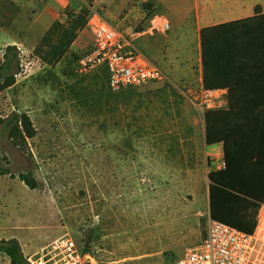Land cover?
Segmentation results:
<instances>
[{
  "label": "rangeland",
  "instance_id": "obj_1",
  "mask_svg": "<svg viewBox=\"0 0 264 264\" xmlns=\"http://www.w3.org/2000/svg\"><path fill=\"white\" fill-rule=\"evenodd\" d=\"M83 8L84 0H0V65L7 46L16 55L0 119L25 113L35 130L21 150L0 124V166L10 172L0 176V238L15 237L24 258L68 234L95 264L173 262L204 236L207 174L221 163L207 154L198 82L112 93L105 68L73 73L91 45L46 64L34 50L41 37L55 22L68 27V15ZM92 12L128 38L152 13L162 15L196 58L194 0H94L76 38L85 29L93 39ZM156 40L143 35L134 44L150 57ZM27 172L34 190L18 180ZM0 264H9L1 253Z\"/></svg>",
  "mask_w": 264,
  "mask_h": 264
},
{
  "label": "trees",
  "instance_id": "obj_2",
  "mask_svg": "<svg viewBox=\"0 0 264 264\" xmlns=\"http://www.w3.org/2000/svg\"><path fill=\"white\" fill-rule=\"evenodd\" d=\"M94 0L69 16L68 27L53 23L34 49L46 63L54 64L69 50L76 32L84 28ZM201 84L204 89L226 90V105L204 113V142L222 145L223 167L207 174L208 215L244 233H251L260 205L264 202V13L258 6L253 15L199 31ZM7 46L0 65V90L15 83L12 72L16 55ZM7 137L23 150L34 127L25 113L0 119ZM0 166V176L9 175ZM18 180L29 190L36 188L31 173ZM0 253L9 264H28L16 239H0Z\"/></svg>",
  "mask_w": 264,
  "mask_h": 264
},
{
  "label": "built area",
  "instance_id": "obj_3",
  "mask_svg": "<svg viewBox=\"0 0 264 264\" xmlns=\"http://www.w3.org/2000/svg\"><path fill=\"white\" fill-rule=\"evenodd\" d=\"M87 28L92 34L93 45L77 58L74 74L84 75L105 68L107 88L112 93L164 80L162 71L134 49L132 38L117 33L98 12L91 13ZM167 29L168 23L159 19L152 31ZM200 94L194 106L202 117L205 111L222 109L226 105L225 89L200 87ZM25 260L28 264H95L89 253L79 251L68 234L55 238ZM155 264H264V202L257 211L251 233L236 230L207 214L204 236L195 246L178 260Z\"/></svg>",
  "mask_w": 264,
  "mask_h": 264
},
{
  "label": "crops",
  "instance_id": "obj_4",
  "mask_svg": "<svg viewBox=\"0 0 264 264\" xmlns=\"http://www.w3.org/2000/svg\"><path fill=\"white\" fill-rule=\"evenodd\" d=\"M156 1L158 4L162 2V0ZM255 6H258L261 12L264 13V0H194L195 15L192 24V31L196 40L195 60L190 58V50L186 48L185 45H182L185 39L173 40L171 35L168 34V31L170 30L169 21L162 15L155 13H152L146 19V25L143 26L142 31L136 33L131 39L132 46L146 59L158 64L156 66L162 71L165 81L190 83L196 80L198 82V87L200 88L202 87L199 46L200 29L206 26L252 16ZM159 19L168 23V29L166 31H152L155 22ZM86 32L87 31L84 29L78 34L77 38L70 46L71 50L82 51L89 48V45L92 47L93 39ZM143 35H148L149 37L157 36V40L151 42L154 43V45L150 43L151 45L149 49L152 53L150 57L143 54L134 44V41ZM205 146L207 147L208 145L205 144ZM208 148L207 154L209 155V158L221 159V163L217 169L222 168V145H210ZM10 238L15 237H1L0 239L7 240Z\"/></svg>",
  "mask_w": 264,
  "mask_h": 264
},
{
  "label": "water",
  "instance_id": "obj_5",
  "mask_svg": "<svg viewBox=\"0 0 264 264\" xmlns=\"http://www.w3.org/2000/svg\"><path fill=\"white\" fill-rule=\"evenodd\" d=\"M208 183H209V180H208Z\"/></svg>",
  "mask_w": 264,
  "mask_h": 264
}]
</instances>
